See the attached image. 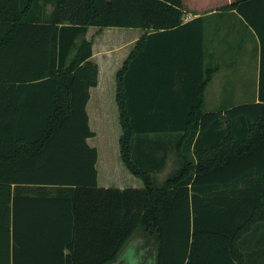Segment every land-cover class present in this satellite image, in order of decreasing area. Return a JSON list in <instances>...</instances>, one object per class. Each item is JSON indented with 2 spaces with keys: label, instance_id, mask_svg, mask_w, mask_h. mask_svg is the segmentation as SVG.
Masks as SVG:
<instances>
[{
  "label": "trees",
  "instance_id": "16d2710c",
  "mask_svg": "<svg viewBox=\"0 0 264 264\" xmlns=\"http://www.w3.org/2000/svg\"><path fill=\"white\" fill-rule=\"evenodd\" d=\"M229 10L264 51V0H237ZM183 16V0H0V264H113L138 233L156 264H244L240 241L264 231L263 72L259 104L204 113L201 81L190 120L136 121L129 85L140 54L119 72L117 100L121 157L144 188L100 187L98 150L88 144L99 70L92 44L78 39L90 27L202 36L203 18L184 24ZM28 82L37 93L13 100L29 94L14 84ZM161 133L183 135L180 168L157 186L158 161L138 165L133 143Z\"/></svg>",
  "mask_w": 264,
  "mask_h": 264
},
{
  "label": "crops",
  "instance_id": "0c3cea01",
  "mask_svg": "<svg viewBox=\"0 0 264 264\" xmlns=\"http://www.w3.org/2000/svg\"><path fill=\"white\" fill-rule=\"evenodd\" d=\"M225 1L224 6L204 13H193L183 0L184 24L203 18L202 36L194 30L154 34L158 32L90 27L78 39V43L86 40L92 44L90 62L96 63L99 70L98 84L90 89L86 110L89 126L95 133V137L88 139V144L96 148L99 154L97 170L100 187L121 190L144 188L143 181L128 170L121 157L123 128L117 100L118 74L126 70L140 54L143 55L141 67L129 85L131 107L136 121L183 123L190 120L193 117L190 115V105L196 102V91L201 81L205 83L202 93L204 113H225L234 107L260 103L262 72L264 73L262 38L257 36V43H251L252 28L235 10H229L237 0ZM53 9L54 6H46L41 12L50 15ZM24 47L21 44L16 50L23 53ZM16 62L18 69L29 72L22 58ZM16 62L13 61V64L16 65ZM1 65L6 66L8 63ZM14 85H17L15 88L24 86L29 92L27 96L14 93L20 94L13 98L18 102L20 98L28 102L38 90L37 84L30 82ZM37 99L35 96V100ZM182 135H159L160 143L168 142L173 148L165 160H158L159 170L155 174L164 175L162 184L180 168L176 148ZM101 137L106 138L105 143L99 141L98 138ZM164 154L165 151L162 155ZM169 170L173 171L168 175ZM262 226L264 227V223Z\"/></svg>",
  "mask_w": 264,
  "mask_h": 264
},
{
  "label": "rangeland",
  "instance_id": "374dc122",
  "mask_svg": "<svg viewBox=\"0 0 264 264\" xmlns=\"http://www.w3.org/2000/svg\"><path fill=\"white\" fill-rule=\"evenodd\" d=\"M185 2L188 6H190L193 13H204L207 10L218 8V6H224L226 1L225 0H219V1L185 0ZM50 6L51 5H49L48 7L50 8ZM247 29L250 30V27L247 26ZM249 30H247L248 33ZM253 31H252L253 34L251 35L253 41H251V43L256 44L259 37H257L258 35H255L254 33L256 32ZM243 35L246 36V34ZM162 134H167V133L140 134L135 137L133 144V158L138 165L142 167L156 165L157 164L156 161H158L160 156H163L162 153L164 151L166 152L167 155L170 153L172 144L168 145V142L160 143L161 139H158L159 135ZM98 139L101 143H105L106 141L105 137H101ZM172 140L173 139H169V141ZM112 152L113 149L111 147V153ZM101 153H100V159H101ZM148 169H150V167H148ZM172 171L173 170H169L167 174L169 175L170 173H172ZM154 177H155L154 181L156 185L161 186L162 182L165 180L164 175L154 174ZM260 229H264V228H260ZM140 234L138 233L134 235V237L131 239L126 249L121 254L120 260L125 259L126 264H156L155 250L154 249H151L150 251L145 250V241L141 237L142 234L141 235ZM239 250L242 254L244 264H264V231L262 232L253 231L247 234L244 237V239L240 241Z\"/></svg>",
  "mask_w": 264,
  "mask_h": 264
},
{
  "label": "water",
  "instance_id": "95a60500",
  "mask_svg": "<svg viewBox=\"0 0 264 264\" xmlns=\"http://www.w3.org/2000/svg\"><path fill=\"white\" fill-rule=\"evenodd\" d=\"M130 243V242H129ZM128 246V245H127ZM126 249V248H125ZM124 249V250H125ZM123 253V252H122ZM121 256V255H120ZM120 256H119V259L115 262V263H113V264H126V261H125V259H121L120 260Z\"/></svg>",
  "mask_w": 264,
  "mask_h": 264
}]
</instances>
